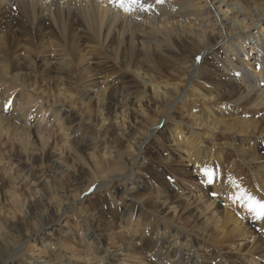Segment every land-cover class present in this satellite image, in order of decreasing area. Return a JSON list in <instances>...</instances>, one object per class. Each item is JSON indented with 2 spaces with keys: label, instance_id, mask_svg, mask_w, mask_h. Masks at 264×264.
<instances>
[{
  "label": "bare ground",
  "instance_id": "bare-ground-1",
  "mask_svg": "<svg viewBox=\"0 0 264 264\" xmlns=\"http://www.w3.org/2000/svg\"><path fill=\"white\" fill-rule=\"evenodd\" d=\"M142 2L151 7L135 5L127 14L109 0H0V135L17 144L0 143V264H221L196 253L195 239L181 241L187 229L173 221L179 214L187 226L180 214L187 205L180 200L185 188L169 189L154 162H146L170 161L169 151L160 156L162 143L151 146L167 134L180 148L185 128L192 136L183 140L185 154L201 170L211 169L214 188L225 192L223 208L204 217L198 237L213 235L222 243L233 234L229 252L249 247L264 260V234L256 221H239L245 214L257 219L228 198L243 189L264 201V0ZM92 60L110 62L120 72L112 82L119 84L100 82ZM131 94L134 103L161 98L164 123L154 122L157 113L148 117L151 106L140 105L131 123H121L115 135H101L96 127L110 110L126 118ZM176 101L186 111L181 118L171 111ZM36 106L41 117L32 124ZM57 124L63 133L56 136L44 129ZM216 129L230 137L224 142L229 151L210 139ZM31 134L36 143L28 140ZM200 137H209L212 146L204 147ZM64 147L78 163L68 164ZM222 159L230 163L225 173ZM182 169L180 176L190 174ZM28 178L32 183L23 189L20 181ZM201 178L205 182L203 173ZM257 225L264 232V219ZM69 238L83 247L70 252ZM182 249L185 259L178 254Z\"/></svg>",
  "mask_w": 264,
  "mask_h": 264
},
{
  "label": "rangeland",
  "instance_id": "rangeland-1",
  "mask_svg": "<svg viewBox=\"0 0 264 264\" xmlns=\"http://www.w3.org/2000/svg\"><path fill=\"white\" fill-rule=\"evenodd\" d=\"M22 52V53H21ZM20 52V54H23V51H21ZM51 52H52V50H51ZM50 52V53H51ZM104 51H102V53H103ZM50 55H54V52H52V54H50ZM102 57H104V55H101ZM98 64H97V63ZM105 63H101L100 62V60H92L91 61V64H92V67H94L93 69H94V73H95V71H97V73H96V75H94L97 79H99V81L101 82V80H105L106 81V78H109V79H107V81L109 80V81H111V84H119V83H113L112 81H115V82H117L118 80H117V75L116 74H119L120 72L119 71H115V69L114 68H112V67H110L109 65H111V63L110 62H106V61H104ZM109 68V70H108V68ZM96 69V70H95ZM106 69V70H105ZM77 71H79L78 69H77ZM106 71V72H105ZM122 71V70H121ZM124 71V70H123ZM103 72H104V74H103ZM111 73V74H110ZM114 73V74H113ZM106 74H110L109 76H107ZM106 75V76H105ZM127 75H129V78H131L130 76H132L133 77V74H131V73H127ZM115 76H116V79L115 80H113L114 78H115ZM104 77H105V79H104ZM137 82L135 79H132L131 80V82ZM3 90V89H2ZM28 92H30V93H32L31 92V89L30 88H28ZM4 94H5V92H4ZM12 95L14 96V97H17V96H19V89L16 87L13 91H12ZM133 94H131L130 96H128V101H129V103H130V105L128 106V110H126V111H128V115L126 114V118L124 117H122V116H120L119 114H114V112H111V110L109 111L110 113L109 114H105L104 115V117H105V121H104V123H102V125H99V126H97L96 128H97V130H102V132H101V135H104V134H106V135H109L110 134V132H114L113 133V135H115V133H116V130L120 127V125H121V123H125L124 125L125 126H127L129 123H131V119H133L134 120V116H137V109L140 107V105H146V106H151L150 107V110H149V112H148V117L149 116H154V114L155 113H157L158 115H159V118L158 119H156L154 122H156L157 121V123L158 122H160L161 121V119L163 120V123H164V119H165V116H164V114H163V112H164V103L162 102V100H161V98H156V99H158V100H155L154 99V97H152L151 98V100L149 101V100H146V98H140V100L142 99V101L140 102V103H134L135 102V100H133L132 99V96ZM150 96H152V95H150ZM12 99H14V98H12ZM38 100H41V101H43L44 102V100H42V99H38ZM152 101H156L157 103H158V107H157V105H155ZM145 106V107H146ZM170 107H171V111L174 113V115L175 116H178V118H181V117H183L185 114H186V111L184 110V109H182V106H180L179 105V103L176 101V102H174V103H172L171 105H170ZM174 108V109H173ZM33 109V108H32ZM173 109V110H172ZM36 110V111H35ZM71 110V109H70ZM33 111V112H32ZM31 112H32V115H30V118H29V120H28V122H32V124L36 121V120H39L40 119V117H41V115H40V112H39V107L38 106H36V109L34 108V110H32ZM72 111V110H71ZM130 111H134V113L132 112V114H130ZM184 111V112H183ZM73 112H75L74 110H73ZM76 113V112H75ZM103 113H105V111H103ZM31 114V113H30ZM184 114V115H183ZM49 115H50V113H46L45 114V118H47V117H49ZM182 115V116H181ZM91 116H93V117H96V116H98V113L95 111V109L92 111V114H91ZM180 116V117H179ZM106 118H107V120H106ZM140 119V121H141V124H143L144 123V119H145V117H140L139 118ZM42 124H45L46 125V123L45 122H42ZM106 125V126H105ZM147 125H149V124H147ZM155 126H157V124L155 125ZM45 128L44 129H46V130H49L50 132H52V135H54V136H56V135H58V134H61V133H63L62 131L61 132H59L60 131V129H58V124L56 125V126H54V127H47V126H44ZM109 127H112V130H110L109 129ZM202 127H197L196 129H201ZM160 128H159V126H157L156 127V130H159ZM186 129L187 128H185L183 131L184 132H182L183 133V135H184V138H181V139H179V141H180V148H177V147H175V144L173 143V142H170L169 140H168V137L164 134L163 136H161V139H162V141H160L159 139H156V140H154L153 142H154V144L151 146V148H154V146H157V148L159 149L160 148V146L158 145V143H162L163 144V146L164 147H162L161 148V150H163L164 149V151H160L161 153V157H165V155H166V153H168V151H169V153H170V157L168 156V158L170 159V161H168V162H166V161H161V160H158V159H154V160H146V162L147 163H150V164H152V162H154V164H152V167L154 168V169H156V170H158V171H160V173H159V176L161 177L162 176V178L164 177L165 178V181L166 182H168L169 183V186H170V188L169 189H174V192H176L177 191V189H178V187H179V189H180V187H183V188H185V190H182L180 193H181V198H180V200H182L183 199V201L182 202H186V208L184 209V211H180L179 213L182 215V217H184V218H186L187 220H188V222H186V224H187V226H183V225H181V224H183V220L181 221V217H179L180 215L178 214L177 216H176V218H175V221H173L174 222V224L175 225H179V226H181V227H185L186 229H187V232H184L183 233V238L181 239V241H183L184 243L185 242H188V243H190V241H192L193 242V240L195 239V242H196V245H194L193 246V248L196 250V251H198V252H196V253H198L199 255H201V254H210V256H208L209 257V260L210 261H212L213 259H215V260H221L220 261V263L221 264H247V262H248V260H249V258L250 257H252V258H254V264H264V260H262L263 259V257L260 255V258H262V259H260L259 258V260H258V255L259 254H256V253H251V252H249V251H247L248 250V248L249 247H247L246 249H244V251L242 250V252L240 251V252H229V250L227 249V242L230 240V238L231 237H233V234H230V233H228L227 234V237L225 236L224 238H223V240H224V242L222 241V243H220L219 241H217L216 242V240L214 239L215 237H213V235L212 236H208L207 234H205L204 236H201V238L200 237H198V233L199 232H203L204 231V229H203V226H202V222H203V220L205 219V218H208L209 217V215H210V213H211V211L213 210H215V211H217V208L219 207L220 209L221 208H223V199L225 198V196H224V191H221V189H219V188H214V186H213V183H212V186H213V188L214 189H216V190H214L213 191V189L211 188V184H209V183H206V182H204V180H203V178H201V176H202V170H201V166H200V163L197 161V160H194V158L192 157V159L190 158V160H189V157H188V154H187V156H185L186 154H185V152H184V150H185V148H187V144H186V141H183V140H187V141H190L191 139H192V136L190 135V133H188V131H186ZM214 131V130H213ZM218 132V133H217ZM222 133V132H221ZM220 133V131L218 130V129H216L215 131H214V134H215V136H209L210 137V139H216V141L219 143V144H223L222 146L225 148V152H227V151H229V149H227V146H226V144H227V140H230L229 138L230 137H227L226 135H228V134H221ZM219 134V135H218ZM229 134H231V133H229ZM7 135H5L4 133L2 134V136L0 135V143L1 142H4L5 144H6V146L8 147L9 145H11V143L12 144H14V145H17L16 144V142H15V140L14 139H12V138H7L6 137ZM34 135L33 134H31V136H30V138L28 139L30 142H35L36 143V141H35V136L33 137ZM191 136V137H190ZM209 137H206V138H204V141H203V139L200 137V138H198V140L199 141H201L200 143H202L203 144V142H204V147L205 146H207L208 148L209 147H211L212 145L210 144V141H209ZM219 138V139H218ZM223 138V139H222ZM225 138V139H224ZM34 140V141H33ZM207 140V141H206ZM51 141H52V139L50 138V140H49V142L48 143H51ZM183 142V143H182ZM221 142V143H220ZM226 144H225V143ZM60 143V142H59ZM100 144H102L101 143V141L99 142ZM182 143V144H181ZM185 143V144H184ZM206 144V145H205ZM67 145V144H66ZM101 146V145H100ZM170 146H171V148H170ZM186 146V147H185ZM206 147V148H207ZM208 148L205 150V151H207L208 150ZM64 153H65V155H66V157L68 158H66V160L67 161H69V165H70V163H78L76 160V162L73 160V158H71L70 156H71V151L69 150V148H66V147H64ZM124 151H131V149H129V148H124L123 149ZM88 152L90 151V150H87ZM155 152H156V155H157V149L155 150ZM155 152H154V155H155ZM172 152V153H171ZM67 153V154H66ZM70 153V154H69ZM68 154H69V156H68ZM173 155V156H172ZM202 155H204L205 156V152H203L202 153ZM175 159H174V158ZM70 158V159H69ZM188 160H187V159ZM177 159V160H176ZM203 159H205V157L203 158ZM71 160V161H70ZM176 160V161H175ZM143 161V163H144V161H145V159L144 160H142ZM173 161H174V163H173ZM179 161V162H178ZM170 162H172L173 163V165H172V163H170ZM181 162V163H180ZM228 163V165L226 164V163ZM170 165V167H169V165ZM224 164V165H223ZM166 165H167V167H166ZM223 165V166H222ZM230 165V163H229V161H225V160H221V170L225 173V171L224 170H226V172H227V170H228V166ZM180 166H182V168L180 167ZM225 166V167H224ZM169 168H170V170L172 169V172L169 170ZM179 168L180 169H182V170H186L187 172H190V176L189 175H186L185 173H183V174H185V175H183V176H180L179 175V173H182L181 172V170L179 171ZM186 168V169H185ZM225 168V169H224ZM244 167H242L241 166V163H240V166H239V169L241 170V169H243ZM189 170V171H188ZM144 172H147L146 170H145V168H144V170H143ZM174 172V173H173ZM179 175V176H178ZM147 177H148V175H147ZM190 177V178H189ZM176 178V179H175ZM182 178V179H181ZM43 179V178H42ZM185 179H187V180H185ZM188 179H190V180H188ZM193 179H194V181H193ZM27 180V179H26ZM28 183H24V185H23V183H22V181H20L21 182V186H23L22 188L23 189H26L27 188V185H29V184H31L32 182L30 181V178H28ZM189 184V185H188ZM93 185H96V184H93ZM120 184H118V187L120 188V186L122 187V185H120ZM17 187H19L20 185L19 184H17L16 185ZM126 186V185H125ZM190 187V188H189ZM193 187V188H192ZM189 189L192 191L193 190V192H190L189 191ZM198 189V190H197ZM204 190V191H203ZM217 190H219V191H217ZM216 193V192H218L217 194L218 195H220V196H218V197H214V195H213V193ZM205 193V194H204ZM220 193V194H219ZM83 194V193H82ZM91 194H93L94 196H96V194H94V191L93 192H90V191H87V192H85L84 193V195H86L87 197H89V196H91ZM177 194H178V192H177ZM200 194H202V196L200 195ZM186 195H187V197H189L190 196V198H187L186 197ZM204 195V196H203ZM212 195V196H211ZM141 196V194L139 195V197ZM184 196V197H183ZM196 196H201V198L202 199H200V200H198V199H196L195 197ZM208 196V197H207ZM92 197V196H91ZM183 197V198H182ZM206 197V198H205ZM92 198H94V197H92ZM97 198V197H96ZM117 198V197H116ZM204 198H205V200H204ZM217 198V199H216ZM95 199V198H94ZM98 200V199H97ZM195 200V201H194ZM203 200V201H202ZM101 200L99 199V202H100ZM211 201H213V205H211V207L208 209V210H204V207H205V205H207V203L209 202H211ZM116 202L118 203V204H120V200H116ZM189 204V205H188ZM214 205H215V208H214ZM220 205H222V206H220ZM4 207L5 208H9V204L6 202V201H4ZM183 209H181V210H183ZM204 210V211H203ZM210 211V212H209ZM170 212V214H172L173 212H172V210L171 211H169ZM184 212V213H183ZM207 213V214H206ZM249 215V216H248ZM179 217V218H178ZM205 217V218H204ZM251 219L252 221H253V223H254V221H256V225L254 224V226H255V229L258 231V233L260 232V233H262V235L264 234V232L261 230V231H259V225H257V220H254V219H252L253 217L250 215V214H245L244 215V217L243 218H241L239 221L241 222V224L243 225V223H244V219ZM243 219V220H242ZM71 219H70V223H71ZM243 221V222H242ZM94 222V220H92V223ZM62 223H64V221L62 222ZM193 223V224H192ZM211 225V224H210ZM211 227V226H210ZM198 228V229H197ZM120 231L119 232H121L122 231V233L126 236V237H128L129 235L127 234V229H119ZM191 230V231H190ZM199 231V232H198ZM195 232H197V233H195ZM206 232V231H205ZM195 233V234H194ZM193 235V236H192ZM193 238H192V237ZM196 236V237H195ZM200 236V235H199ZM208 238V239H207ZM190 239V240H189ZM203 241V242H202ZM77 242V240H75V239H72V238H69V240H68V243H67V246L69 247L68 249L70 250V252H73V250L75 251V250H77V249H80V246H79V243H76ZM204 243H206L205 245H204ZM225 243V244H224ZM167 243H165L164 245H166ZM204 246H203V245ZM209 244V245H208ZM197 246H199V247H197ZM81 247H83V246H81ZM214 247V248H213ZM33 248V250H34V253H36V248L37 247H35V246H33L32 247ZM74 248V249H73ZM194 249H193V251H194ZM215 249V250H214ZM217 249V250H216ZM53 251H54V249H53ZM246 251V252H245ZM260 251H262L261 250V248H260ZM203 252V253H202ZM218 252V253H217ZM229 252V253H228ZM230 253H231V256H230ZM148 254H149V256H148ZM178 254L183 258V259H185V258H187L186 256H187V251L186 250H184V249H182V251H180V252H178ZM240 254V255H239ZM252 254V255H251ZM77 255H79V254H77ZM216 255V256H215ZM246 256V257H243V256ZM257 255V256H256ZM80 256H82L83 257V255H80ZM146 256V257H145ZM148 256V257H147ZM228 256H230V257H228ZM149 257H150V253H147V255L146 254H144V258L145 259H149ZM217 257V258H216ZM230 258L229 260L228 259H226V258ZM231 257H233V258H231ZM239 257H240V261H239ZM237 260H236V259ZM77 259H79L78 258V256H77ZM256 259V260H255ZM224 262H223V261ZM225 260H228V261H226V263H225ZM235 260V261H234ZM139 260H137V263H135V264H141V263H143V261L141 262V261H139ZM232 261V262H231ZM237 261V262H236ZM133 262V261H132ZM223 262V263H222ZM228 262V263H227ZM245 262V263H244ZM252 262V261H251ZM259 262H261V263H259ZM145 263V262H144ZM143 263V264H144ZM248 264H250V262H248Z\"/></svg>",
  "mask_w": 264,
  "mask_h": 264
},
{
  "label": "snow or ice",
  "instance_id": "snow-or-ice-1",
  "mask_svg": "<svg viewBox=\"0 0 264 264\" xmlns=\"http://www.w3.org/2000/svg\"><path fill=\"white\" fill-rule=\"evenodd\" d=\"M109 3L113 4V6L120 8L125 12H130L132 10L133 5H137L143 11H147L151 5L144 4L142 0H109ZM157 4L164 3V0H156ZM199 60V57L197 58ZM11 103L10 101L8 102ZM8 104L5 105L7 110ZM203 175L206 177V183H212V177L214 175L213 171L209 168H204L202 170ZM239 187V186H237ZM213 195H216L213 193ZM229 200L233 203H239L241 207L246 208V210L251 213L257 220L264 219V201L256 199L250 193L241 189L240 191L229 195Z\"/></svg>",
  "mask_w": 264,
  "mask_h": 264
}]
</instances>
